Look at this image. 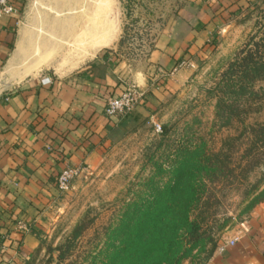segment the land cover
<instances>
[{
	"label": "rangeland",
	"instance_id": "1",
	"mask_svg": "<svg viewBox=\"0 0 264 264\" xmlns=\"http://www.w3.org/2000/svg\"><path fill=\"white\" fill-rule=\"evenodd\" d=\"M186 2L24 0L16 44L0 63L1 91L66 79L114 50L142 68ZM23 34L36 40L25 60L17 57ZM30 59L38 62L14 79L6 73L11 64L23 70ZM178 65L168 78L183 71L185 78L164 90L151 115L118 138L98 165L83 168L69 191L57 189L40 246L25 264H102L128 206L150 200L194 159L215 172L199 176L205 187L192 216L200 228L184 241L183 264H208L264 207V10L233 17L206 59Z\"/></svg>",
	"mask_w": 264,
	"mask_h": 264
},
{
	"label": "crops",
	"instance_id": "2",
	"mask_svg": "<svg viewBox=\"0 0 264 264\" xmlns=\"http://www.w3.org/2000/svg\"><path fill=\"white\" fill-rule=\"evenodd\" d=\"M23 3L16 0L21 11ZM254 9L264 10V0H187L142 68L114 50L66 79L32 80L0 91V264H25L39 248L59 174L98 165L118 138L151 115L165 89L182 82L185 71L168 78L176 66L206 59L233 17ZM18 27V17L0 21V63L16 44ZM131 83L145 94L142 103L132 113L108 118V99L120 97ZM19 222L28 233L17 230ZM208 264H264V207Z\"/></svg>",
	"mask_w": 264,
	"mask_h": 264
},
{
	"label": "trees",
	"instance_id": "3",
	"mask_svg": "<svg viewBox=\"0 0 264 264\" xmlns=\"http://www.w3.org/2000/svg\"><path fill=\"white\" fill-rule=\"evenodd\" d=\"M249 70L252 72L251 67L246 69ZM237 92L230 91V95ZM201 164L195 159L182 164L173 172L174 181L163 190L155 189L150 200L128 206L111 230L109 238L113 245L105 252L102 264H183L184 241L200 228L192 216V211L201 203L198 194L205 187L199 176L205 172L204 177L209 179L215 172ZM3 240L0 235V243ZM211 256L212 252L206 261Z\"/></svg>",
	"mask_w": 264,
	"mask_h": 264
},
{
	"label": "built area",
	"instance_id": "4",
	"mask_svg": "<svg viewBox=\"0 0 264 264\" xmlns=\"http://www.w3.org/2000/svg\"><path fill=\"white\" fill-rule=\"evenodd\" d=\"M18 13L19 7L16 4V0H0V21L5 17H17ZM177 67H182V65L180 64ZM176 71L177 68L173 71V74ZM44 83H50V81L48 80ZM144 96L145 94L137 85L128 84L120 97L108 99L105 114L108 118H116L132 113L142 103ZM156 126L158 130H161L160 126ZM83 170V168L76 167L65 168L58 176L57 189L60 192L69 191L73 181L81 176ZM17 230L22 234H26L29 232V227L25 223L19 222ZM233 243L234 241L231 242V244Z\"/></svg>",
	"mask_w": 264,
	"mask_h": 264
},
{
	"label": "bare ground",
	"instance_id": "5",
	"mask_svg": "<svg viewBox=\"0 0 264 264\" xmlns=\"http://www.w3.org/2000/svg\"><path fill=\"white\" fill-rule=\"evenodd\" d=\"M61 21V20H60ZM62 26V25H61ZM25 30V29H24ZM27 32V31H26ZM28 32H30L29 30H28ZM31 34V33H30ZM27 35L25 34H23V36H22V39L20 40V44L18 45L19 46V48H18V53H17V57L18 56H21V57H23L24 58V60L25 59H28L31 55H33L32 53V48H35V46H36V44H35V42H36V40H34L35 42H33L32 41V37L29 39V37H26ZM61 47V46H60ZM56 48V47H55ZM30 52H32L31 54H30ZM36 56V55H35ZM34 56V57H35ZM15 59V58H14ZM20 60V59H19ZM22 61H23V59H22ZM38 62V60H36L35 62H32V60L30 59V63L23 69V70H17V68H15L14 66V64H11L10 66H9V68L6 70V73L7 74H9L11 77H13V79L20 73V72H22V71H24V70H28L30 67H32L34 64H36ZM21 63V62H20ZM14 65V66H13ZM18 66V65H17ZM8 67V66H7ZM19 67V66H18ZM5 72V71H4ZM4 73H2L1 75H0V91H1V89L6 85L5 84V78H4ZM6 75V74H5ZM8 83V82H7ZM9 85V84H8Z\"/></svg>",
	"mask_w": 264,
	"mask_h": 264
}]
</instances>
